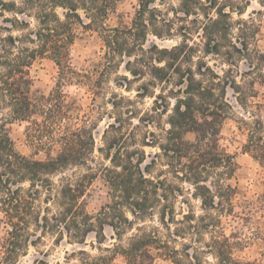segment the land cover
<instances>
[{"label": "trees", "instance_id": "1", "mask_svg": "<svg viewBox=\"0 0 264 264\" xmlns=\"http://www.w3.org/2000/svg\"><path fill=\"white\" fill-rule=\"evenodd\" d=\"M157 1L164 0H138L129 24L110 26L106 20L114 0H0L1 22H10V27L0 23V220L8 227L1 242L0 264L13 263L24 247L34 241L31 237H39L37 232L54 234L57 241L66 236L78 243H84L89 234L95 233L98 248L105 253L86 260V264H151L157 257L184 264V257L189 256V252L181 253L172 245L177 234L170 230L176 219L173 200L182 190L166 176H150L157 156L144 164L145 151L130 146L133 131L120 130L101 149L110 160V165L100 170L109 187V202L95 215L86 209L84 196L96 177L88 164L94 151V136L91 128L73 122L62 86L83 82L84 78L92 80L95 73L104 75L124 58H127L124 67L134 80L150 76L141 84L139 96L149 95L150 87L161 83L160 92L151 95L153 113L148 112L145 120L151 123L156 116L166 114L168 126L163 128V136L148 131L152 140H143L144 145L159 148L169 173L191 184L193 194L205 209L217 208L225 213L232 206L235 188L227 180L233 176L237 164L234 156L221 147L218 137L229 107L226 87L214 80L205 82L192 68L183 70V63L188 61L186 56H192L194 50L187 39L170 49L156 44L144 47L150 30L162 35L158 22L165 14L156 6ZM241 1L248 4V0ZM261 2L264 4V0ZM245 6L237 0H180V11L185 16L194 17V22H199L200 16L203 18L201 32L208 53H220L219 42L211 46V41L227 36L233 24L231 13L242 14ZM58 7L63 9L62 17L57 13ZM6 12L13 13V17L8 18ZM30 13L37 20L35 28L18 17V14L32 16ZM79 27L98 32L105 47L102 60L95 64L91 74L77 71L71 62L70 47ZM13 29L22 32L15 35ZM2 30L7 32L1 34ZM38 57L54 61L58 79L48 95L35 98L29 69ZM260 57L264 59V54ZM165 84L172 87L164 90ZM6 115L31 121L40 146L47 151L45 160L17 151L7 130ZM35 115L41 119L34 118ZM246 125L248 140L244 148L264 165V121L256 119ZM111 127L115 128L113 124ZM188 133H193L194 139L188 138ZM74 166H88L90 171L76 179L61 176L59 188L54 192L49 175ZM40 199L44 206L37 203ZM157 208L158 222L168 231L167 235L158 229L138 227L126 245L101 248L106 240V225L121 240L133 229L134 219L152 218ZM193 217V213L184 214L183 220L192 221ZM193 227L197 232L201 229L200 225ZM223 241L229 244L225 235ZM118 256L122 261H116Z\"/></svg>", "mask_w": 264, "mask_h": 264}, {"label": "rangeland", "instance_id": "2", "mask_svg": "<svg viewBox=\"0 0 264 264\" xmlns=\"http://www.w3.org/2000/svg\"><path fill=\"white\" fill-rule=\"evenodd\" d=\"M237 1L247 5L244 12H232L233 24L227 36L211 41V46L219 42L220 53L206 52L207 41L201 32L203 18L200 16V21L194 22V17L185 16L180 11V0L156 2V6L165 14L164 19L158 22L162 35L157 36L150 30L144 45L145 48L156 44L159 48L170 49L187 39L188 44L194 46V50L191 51L192 56H186L188 61L183 63V70L192 68L197 77L205 82L214 80L226 87L225 100L229 107L218 137L221 147L234 156L237 164L233 176L227 180L235 188L231 199L232 206L228 212L220 213L217 208L205 209L202 201L193 194V186L169 173L159 148L144 145L143 140H152V137L147 135L148 131L163 136V128L168 126L166 114L156 116L151 123L145 120L148 112L153 113L154 97L151 95L160 92L161 83L151 86L149 95L139 96L141 84L149 80L150 76L147 75L143 80H134L124 67L127 60L124 58L104 75L94 72L92 80L84 78L83 82L75 81L62 86L73 122L91 128L94 136V151L88 164L96 172V177L84 196L87 211L95 215L102 205L109 202V187L100 170L103 166H109L110 160L105 156L106 151L101 149L105 148L107 140L119 134L120 130L126 133L133 131L130 146H137L145 151L144 164L150 163L151 159L157 156L150 176H166L182 190L173 200L176 219L170 230L177 234V239L172 245L181 253L189 252V256L184 257V264H264V165L244 148L248 140L246 122L251 123L256 119L264 121V59L260 57L264 54V4L261 0H248V4H245V1ZM113 3L106 23L110 26L129 24L138 7V0H114ZM56 10L62 17L63 9L58 7ZM5 14L8 18L13 17V13ZM30 14L32 16L18 14V17L28 21L30 28H35L37 20L33 13ZM149 16L148 14L147 18ZM84 20L88 22L86 18ZM0 23L10 27V22H1V17ZM6 32L2 30L1 34ZM12 32L19 35L22 31L13 29ZM104 53L105 47L98 32L89 28H77V37L70 47L71 62L77 71L91 74ZM29 74L32 79L31 92L35 98L46 96L55 88L58 69L52 59L38 57L31 65ZM124 76L131 81L128 82ZM175 76H178L177 73ZM171 87L165 84L163 89L168 90ZM170 102L173 103V99H170ZM6 117L7 130L17 151L33 159L45 160L47 151L40 146L36 136L38 134L31 121L12 119L8 115ZM34 118L41 119L39 115ZM111 124L115 128H112ZM187 137L194 139L195 136L188 133ZM89 167L74 166L49 175L54 192L59 188L61 176L76 179L89 172ZM27 186L25 183L24 187ZM44 195L42 193L41 199ZM41 199L37 203L44 206L45 203L41 202ZM190 213H193L194 219L183 220L184 214ZM157 215L158 208L154 217L144 220L134 219L127 213L129 218L134 219V227L128 230L121 240L117 239L115 230L106 225V240L101 244V248H112L118 243L126 245L138 227L158 229L162 235H167L168 231L159 224ZM193 225H200V231L197 232ZM7 228L0 220V260L1 242L6 236ZM37 235L39 237H31L34 241L24 247L11 264H86V260L98 256L101 252L105 253L98 248L100 245L95 233L89 234L84 243L69 241L66 236L57 241L54 234L37 232ZM223 235L228 238L229 244L222 242ZM216 239H220L221 243L215 242ZM116 261H122V258L118 256ZM151 264L174 263L169 258L157 257Z\"/></svg>", "mask_w": 264, "mask_h": 264}]
</instances>
